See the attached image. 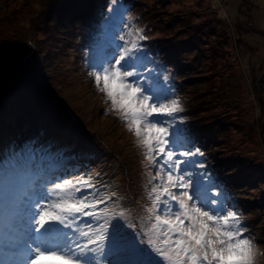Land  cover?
<instances>
[{"label":"rangeland","instance_id":"obj_1","mask_svg":"<svg viewBox=\"0 0 264 264\" xmlns=\"http://www.w3.org/2000/svg\"><path fill=\"white\" fill-rule=\"evenodd\" d=\"M120 2L131 5L123 18L138 17L136 25L145 29V43L157 50L158 59L179 42L180 48H189L188 59L196 53L193 74L199 72V62L200 71L215 72L208 80L213 79L212 86L221 94L210 106L198 95L197 80L189 86L180 76L174 86L186 120L207 137L202 150L206 162L224 164L223 172H216L239 205L247 238L256 250L254 264H264V78L256 91L243 71L252 58L256 68L264 66V0ZM101 8L107 11V0H0V153L5 149L11 153L34 138L38 145L51 147L50 153L45 147L51 167L91 175L98 195L115 192L124 208L142 216L150 205L151 184L158 183L151 181L156 169L148 166L143 147L96 88L87 67L90 46L98 51L113 37L111 27L96 23ZM59 14L65 17L59 20ZM232 26H239L237 38ZM199 31H203L201 45H197ZM171 33L172 39L164 43L165 34ZM114 35L118 41L120 33ZM14 49L32 55L21 61ZM179 57L180 62L182 53ZM176 59L172 55L168 69L175 79L186 74L180 73L182 63L175 65ZM253 94L260 98L262 121L256 120L261 110L255 108ZM224 113L227 117H220ZM239 162H244L243 168ZM234 181L243 185L237 187ZM231 182L235 190L230 189Z\"/></svg>","mask_w":264,"mask_h":264},{"label":"snow or ice","instance_id":"obj_2","mask_svg":"<svg viewBox=\"0 0 264 264\" xmlns=\"http://www.w3.org/2000/svg\"><path fill=\"white\" fill-rule=\"evenodd\" d=\"M130 7L107 0L98 10L97 25L113 37L90 46L87 67L156 169L150 205L133 216L115 192L98 195L91 175L51 167V147L29 138L0 153V264H254L239 205L206 162L166 59L145 43L138 17L123 18Z\"/></svg>","mask_w":264,"mask_h":264},{"label":"trees","instance_id":"obj_3","mask_svg":"<svg viewBox=\"0 0 264 264\" xmlns=\"http://www.w3.org/2000/svg\"><path fill=\"white\" fill-rule=\"evenodd\" d=\"M90 5V3L88 4L87 3V5H85V7H88ZM67 6H68V4H67ZM74 7H78V6H76V5H74ZM66 9H68V7L66 8ZM71 11V10H70ZM186 11H188V10H186ZM191 11H192V9L189 11L190 13H191ZM187 13V12H186ZM71 14V13H70ZM177 15V14H176ZM183 16H185V14L183 15ZM63 17H65L64 15H61V14H59V20H61ZM185 18H187V16H185ZM196 18V17H195ZM190 19V18H189ZM194 19V18H193ZM199 19H194L193 21H194V23H196V21H198ZM190 21L192 22V20L190 19ZM232 27H234V26H232ZM238 27L239 26H236V27H234V28H232V34L234 35V38H237L238 37V34L240 33L239 32V29H238ZM241 28H243V27H241ZM234 30V31H233ZM236 30V31H235ZM242 29H240V31H241ZM203 31H199V34H197V36H198V42H197V45H201V43L203 42L202 41V38H200V35H201V33H202ZM237 34H236V33ZM231 33V32H230ZM226 36V35H225ZM172 33L171 34H165V36L163 37V41H164V43H166L167 41H170L171 39H172ZM195 38V37H194ZM174 39V38H173ZM173 43H174V41H173ZM172 43V44H173ZM225 43H228L227 41H225ZM184 45V44H183ZM210 45L211 44H209L208 46H206V49H208V47H210ZM171 47H169V48H166V50H165V52L162 54V57L164 58V59H166V63H165V68L166 69H170V67H171V65L173 64L172 63V60H171V57H172V55H175V57L177 58L176 60V64L175 65H177L178 66V64L179 63H182L181 64V66H179L180 67V73H182L183 71H184V73H186V74H184V75H178V78L177 79H179V80H177V79H175V77H173L175 80V82L176 83H179L180 82V76H181V79L182 80H187L186 82H188L189 81V86H193L194 85V82H192V79L193 80H197V82H195L196 83V85L197 86H199V88H198V90H197V93H198V95L201 97V99L203 98L204 100H206L207 101V103H209V106H210V104L212 103V101H213V99L215 98V95H217L218 96V99H219V94H221L220 92L217 94V92H216V89H217V86H212V81L211 80H213V79H210V80H208L209 79V76L212 74V73H215L214 71L213 72H202V71H200L201 70V67H202V65L200 64V62H199V64H198V68L200 69H198L197 68V70H199V72H197L196 74L194 73H192V71H193V66H194V63H196L195 62V60H193V58H194V56L196 57V53L194 54V55H192L191 57H190V59H188V57L187 56H189V54H188V49L189 48H187V47H185L184 48V46L182 47L181 46V48H180V46H179V42H175L173 45H170ZM186 46V45H185ZM163 47H167V46H163ZM162 47V48H163ZM17 48V47H16ZM197 49H198V47H197ZM17 50L18 49H14V51H12V53L13 54H17ZM194 50H195V48H194ZM176 51H178V52H176ZM192 51V50H191ZM247 51V50H246ZM193 52V51H192ZM198 52V51H197ZM253 52V51H252ZM251 52V53H252ZM180 53H182V59H181V61L179 62L178 61V59H180V57H181V55H180V57H179V54ZM191 54V53H190ZM253 54H254V52H253ZM157 55V58H158V55L160 56V54H156ZM246 55H247V53H246ZM161 57V56H160ZM200 57L202 58L203 57V55L201 54L200 55ZM255 57H257L256 55H255ZM249 58V60H250V57H247V59ZM161 59V58H160ZM197 59V58H196ZM205 60H206V58H205ZM252 60L253 61H250V62H248V66H247V69H245V70H243L244 72V74L246 75V77H247V79H252L253 81L252 82H250L251 83V86H254L255 88H256V91H257V89H258V87H259V85H260V83L262 82V78H264V66L263 65H261V66H259V67H255V64L257 63V60H256V58H255V60H254V58H252ZM198 62V61H197ZM203 62V61H202ZM254 63V64H253ZM203 64V63H202ZM193 65V66H192ZM196 65H197V63H196ZM201 65V66H200ZM207 65V64H206ZM253 68H252V67ZM254 69V73H256V74H253V72L250 70V69ZM177 70H178V73H179V69L177 68ZM211 73V74H210ZM190 74V75H189ZM211 77V76H210ZM204 79V80H203ZM207 79V80H206ZM262 79V80H261ZM199 80H202L200 83H199ZM207 81V82H206ZM264 81V80H263ZM199 83V84H198ZM262 84V83H261ZM222 89V88H221ZM262 92V91H261ZM255 93V92H254ZM264 94V92H262V95ZM261 95V97H263ZM216 96V97H217ZM252 97L254 98H256L255 100H256V102H255V108L257 109V110H261V104H260V98H259V96H258V98L256 97V95L255 94H253L252 95ZM185 98V97H184ZM183 98V99H184ZM223 99V98H222ZM208 106V107H209ZM262 112V110L261 111H258V113L255 115L256 116V120H257V118H259V120H261L262 121V116L260 115V113ZM253 113H255V112H253ZM262 114V113H261ZM227 117V115L224 113L222 116L220 115V117ZM260 116V117H259ZM224 117V118H225ZM255 117H253V119H254ZM255 120V121H256ZM221 121H222V119H221ZM257 122V121H256ZM227 125H229V124H227ZM227 125H225V126H222L221 124H220V126L222 127V128H228V126ZM199 130V129H198ZM225 130V129H224ZM210 131V130H209ZM208 131V132H209ZM207 132V133H208ZM211 133V132H210ZM202 139H203V143H202ZM204 139H205V143H204ZM206 139H207V137H204L203 138V136H202V133H201V144H202V150H203V147H206V144H207V142H206ZM208 142H211L212 143V141H209L208 140ZM216 151V150H215ZM263 152H264V150H263ZM117 164H119V161L117 162ZM219 164V163H218ZM223 166H224V164H219V165H213V167H214V169L216 170V171H218V172H223ZM223 176V175H222ZM230 180V179H229ZM231 181V180H230ZM235 182V181H234ZM233 183L231 182V185L229 186L230 187V189L231 188H233V190H235L238 186L240 187V186H242L243 185V183H241V182H239L238 183V181H236L235 182V184H238L237 185V187H235V186H233L232 185ZM248 186V184L246 183L245 184V187H247ZM132 214L134 215V212L132 211Z\"/></svg>","mask_w":264,"mask_h":264}]
</instances>
